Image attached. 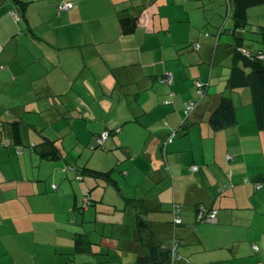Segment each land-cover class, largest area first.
I'll return each mask as SVG.
<instances>
[{
  "label": "crops",
  "instance_id": "obj_1",
  "mask_svg": "<svg viewBox=\"0 0 264 264\" xmlns=\"http://www.w3.org/2000/svg\"><path fill=\"white\" fill-rule=\"evenodd\" d=\"M221 1L0 0V264H116V258L138 264L152 246L172 249L176 239L175 264H264V189L256 188L264 181V131L257 126L250 89L230 91L214 74L233 46L264 50V3L247 9L246 26L237 28L232 18L241 38L234 45L221 42L228 41L222 37L226 30L214 22V4ZM61 2L74 7L59 12ZM46 8L54 11L48 15ZM53 15L64 25L63 49L49 46L44 36L57 33ZM124 17L136 21L130 33L121 29ZM39 25L47 27L38 31ZM249 27L250 42L263 48L245 45ZM35 48L58 58L42 64ZM61 51L73 53L70 63ZM168 73L171 86L163 82ZM213 81L219 86L212 90ZM199 84L206 86L204 98ZM221 96L231 98L236 122L215 129L211 117ZM190 101L199 103L184 132L214 145L211 159L184 161L177 150ZM238 101L244 102L243 112ZM14 123L21 143L7 147ZM48 126L57 128L55 139L47 136ZM104 131L111 135L103 160L113 168L100 171L84 153L91 154L88 147L93 151ZM64 137L72 138L71 148ZM45 141L57 147L58 159L35 150ZM119 153L133 161L124 174L132 189L124 194L114 176L122 167ZM85 169L111 172L118 188ZM170 171L173 187L164 182ZM184 173L192 175L181 187ZM175 204L183 219L176 229ZM200 205L217 211L216 223L196 222Z\"/></svg>",
  "mask_w": 264,
  "mask_h": 264
},
{
  "label": "trees",
  "instance_id": "obj_2",
  "mask_svg": "<svg viewBox=\"0 0 264 264\" xmlns=\"http://www.w3.org/2000/svg\"><path fill=\"white\" fill-rule=\"evenodd\" d=\"M227 3L229 7V12L234 11V16L232 18H234L236 27L238 28V26L240 27L247 25V9L252 6L263 4L264 0H227ZM233 7L234 9H232ZM120 26L123 33H130L135 28L136 21L132 17H124L120 20ZM233 32L234 30H231V33ZM259 33L261 35V40L264 41V27L260 28ZM221 34L222 30L220 31V33H218V36ZM228 53L234 54V64L231 68V72L229 73V77L227 80V88L230 91H235L244 88L250 89L252 93V106L256 118V123L259 130L264 131V59L259 57L261 55H264V50L248 51L246 49L239 48V46H233L229 49ZM164 79L165 75L163 76V80ZM235 111L236 110L233 106L231 98L228 96H221L220 105L213 112L211 117L213 127L215 129H221L234 124L236 122ZM11 129L13 134V141H6L4 145H6L7 147L14 145L20 146L21 130L19 124L14 123ZM188 129L189 125H181V131H187ZM108 133L110 136L111 132L108 131ZM35 150L38 151V153L47 160H56L60 157L57 147L54 145L53 142L50 141L43 142L41 145H39V148L36 146ZM76 172L77 174H80L82 176L78 169H76ZM85 172H87V174L89 175L95 176L98 179L106 181L114 189L118 188L116 181L111 176V172H100L92 169H85ZM258 184H261L263 186L262 189H264V181ZM91 202L92 201L90 199L87 200L88 205L91 204ZM201 207L205 206L200 205L197 207L196 222L198 223H204L198 221V215ZM179 208L181 209L180 205ZM205 208L207 209V207ZM171 214L173 215V209ZM181 225H179L178 227H180ZM140 227L141 226H139V228ZM176 241L180 243L179 239H176ZM170 260L171 249H166L163 247V244H159L151 247L149 255L139 257L137 263L168 264Z\"/></svg>",
  "mask_w": 264,
  "mask_h": 264
},
{
  "label": "rangeland",
  "instance_id": "obj_3",
  "mask_svg": "<svg viewBox=\"0 0 264 264\" xmlns=\"http://www.w3.org/2000/svg\"><path fill=\"white\" fill-rule=\"evenodd\" d=\"M62 3V2H61ZM55 6V5H53ZM58 9V8H57ZM46 13H48V15H50L54 9L53 8H46L45 9ZM55 13V12H54ZM214 13H216L215 17L216 19L214 20V22H220L221 23V29H225L226 32L222 35L223 38H227L228 41L225 42V41H221L222 43H232L234 45L237 44V42L241 39V38H238L237 35H239V30L240 29H232V16H230L231 12H229V7H228V3L226 0H223L221 1L220 4L216 3L214 4ZM56 14H57V11H56ZM47 15V14H46ZM45 15V16H46ZM45 16H41L42 18H44ZM252 16V15H251ZM250 16V17H251ZM52 19H49L51 24L56 26L57 28V33L56 35L54 36V38H50V35H44L46 37H48L49 39H51V43L49 44V46H52L54 47L55 49H63L64 47L68 46V41L64 42L62 40V38L60 37V32L62 31V28H64V25H62L61 22H59V19H57V17L55 18V15H53ZM219 17H220V20H219ZM253 17H255V13L253 14ZM252 19V17L250 18V20ZM47 26H38L37 29L38 31H42L43 29H45ZM220 29V30H221ZM231 30H234L233 33H231ZM246 35L247 37L245 36L246 40H245V45H249V44H253L256 46L257 49L255 50H258L260 48H263L262 45L260 43H252L250 42V36L252 35L251 34V31H252V28L249 27V28H246ZM243 32V31H242ZM254 32V31H252ZM44 34V33H43ZM242 35V34H241ZM73 44H76V41H73ZM35 51L37 52L36 53V56L38 58L41 59L42 61V64H45L46 63V59L47 57H52V58H58V56L56 54H51L47 49L43 48L41 49L40 51H38L37 48H35ZM53 51V50H52ZM69 51V50H68ZM54 52V51H53ZM73 53L72 52H67L66 54L61 51V59H63L65 62H71V59H73L71 57ZM33 55V54H32ZM33 57V56H32ZM227 60L226 61H220L216 66H215V72L214 74L215 75H218L220 74V77L218 75V80L222 79V83L221 85L224 87V88H227V83L225 82V78L227 79L229 77V73L231 72V68L234 64V54L233 53H230L226 56ZM209 66H211V64H209ZM44 67V66H43ZM211 69V68H210ZM219 84H216L214 83L213 81V84H212V90L214 87H218ZM224 92H226V90L224 89ZM213 94V92L210 93V96ZM12 95V92L11 90L8 91V95L7 97H10ZM237 105V109H238V112H243L242 111V107L244 108V102H237L236 103ZM239 116H241L240 113H238ZM192 119V118H191ZM191 119L189 122H191ZM57 129V128H55ZM55 129L52 128L51 126H48L46 127L45 130H47V136H50L52 135L53 138L55 139L56 137L53 135L55 132ZM59 130V133L63 130H66L64 127L62 128H58ZM62 138V137H61ZM61 140H66L65 144L66 146H68L69 148H71L73 145V142H72V138H69V137H64L63 139ZM130 141V140H129ZM175 141H180V145L178 147V152H180V154H182L185 159L184 161H187L188 159L191 160L193 157H195L197 160L199 159H202L204 158L205 156L206 157H209L210 159L212 158L213 156V147H215L214 145H210V147L206 146V145H203V142L202 140H198L196 134H191V133H185L184 131H182L175 139ZM97 147V148H95ZM94 150L91 151V148L88 147V151L91 152V154H88V153H84V157L86 160H91V164L93 166V168H102L100 169L103 170L104 168H110V164L108 163V166H107V162L104 159V157H106L105 155L102 154V151L105 150L104 148H107V145L106 147H98L97 143L95 144L94 146ZM137 150L140 149V146L136 148ZM89 152V153H90ZM95 152H97L96 154H94ZM139 152V151H138ZM116 158H119V160H123V162H121V165L122 167L118 169H116L114 171V176H116V178L118 179V182H120L121 186L124 187V189L122 190L123 191V194L124 192H127V191H131L132 187H130V183H129V180L128 179H125V172H126V168H129L130 164L132 166V163L133 161H129V160H124V156L122 154L119 153V156H117ZM114 162V164L116 163V160L115 158L112 160ZM197 163V162H196ZM198 164V163H197ZM127 166V167H126ZM71 167H73L75 170L77 169L74 165H67L66 168L67 169H70ZM134 167V166H133ZM113 167H111L110 169H112ZM188 165L186 166V171H188ZM108 169V170H110ZM99 170V169H97ZM107 170V169H106ZM107 170V171H108ZM74 172V171H73ZM105 172V171H104ZM171 171L169 172V177L166 178V180L164 181L166 184H170L171 187H173V184H172V177H171ZM192 175V174H190ZM190 175H187V174H183V179H184V182H181L179 181L178 184L183 187V184L185 183V181H187L186 179H188V176ZM132 181H134L132 179ZM71 183H78L77 181L75 180H72ZM182 184V185H181ZM137 189L134 188L133 191H136ZM108 197V196H107ZM122 216L124 217V215L122 214ZM122 216H120V219L122 218ZM116 261V264H127L126 262L124 263L123 262V259H120V258H116L114 259ZM114 262V261H112ZM111 262V264H113ZM123 262V263H122ZM96 264V263H95Z\"/></svg>",
  "mask_w": 264,
  "mask_h": 264
},
{
  "label": "built area",
  "instance_id": "obj_4",
  "mask_svg": "<svg viewBox=\"0 0 264 264\" xmlns=\"http://www.w3.org/2000/svg\"><path fill=\"white\" fill-rule=\"evenodd\" d=\"M74 4L71 2H67V3H61L57 6L58 11L62 12V11H69L71 9H73ZM13 17L15 18L16 21H20V16L18 12H13ZM198 47V46H196ZM260 58L264 59V55L259 56ZM163 82H165L167 85L171 86L174 83V77L171 73L166 74L165 79L163 80ZM198 86V94L200 96H202V98H204L206 96V86L204 88L203 85H197ZM169 103V102H167ZM198 103L199 102H195V101H190L186 104L185 107V120L182 123L185 124L190 118L191 116L194 114L196 108L198 107ZM109 138V133L108 131H104L102 132L96 139L97 145L100 147H104L105 142L108 140ZM172 138H170L168 140V142H171ZM18 153H22L20 151V149L18 150ZM69 170L76 172V170L71 167ZM197 168L196 167H192V171H196ZM76 179L77 180H82V176L80 174L76 175ZM262 185L261 184H257V189L260 190L262 189ZM173 220H172V224L173 227L176 229L179 225L182 224V218H181V209L179 208L178 204H175L173 206ZM198 221L204 222V223H216L217 222V211L216 210H207L205 207H201L199 215H198ZM179 244L178 241H175V244L173 246V248L171 249V260L168 264H175L177 260L180 259L179 255L177 254V245ZM255 249V251H258V247L255 245L253 247Z\"/></svg>",
  "mask_w": 264,
  "mask_h": 264
}]
</instances>
